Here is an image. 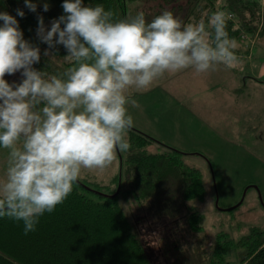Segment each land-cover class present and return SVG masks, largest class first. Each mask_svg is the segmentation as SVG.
Wrapping results in <instances>:
<instances>
[{
  "label": "clouds",
  "instance_id": "9594fccd",
  "mask_svg": "<svg viewBox=\"0 0 264 264\" xmlns=\"http://www.w3.org/2000/svg\"><path fill=\"white\" fill-rule=\"evenodd\" d=\"M24 4L37 9L33 0ZM62 8L50 28L38 16L45 55L63 45L71 65L51 76L33 67L39 47L24 39L14 16L0 11V147L8 150L0 218L22 221L25 235L65 202L82 169L104 170L118 152L129 151L134 120L127 105L139 107L130 90H148L166 73L240 64L227 31L231 16L222 10L185 23L167 9L148 21L143 11L116 19L83 0H63ZM17 72L23 79L13 86L5 76Z\"/></svg>",
  "mask_w": 264,
  "mask_h": 264
},
{
  "label": "trees",
  "instance_id": "16d2710c",
  "mask_svg": "<svg viewBox=\"0 0 264 264\" xmlns=\"http://www.w3.org/2000/svg\"><path fill=\"white\" fill-rule=\"evenodd\" d=\"M138 1L83 3L101 4L113 11L116 19L143 11L148 21L166 8L182 14L180 19L185 23L202 18L207 21L217 10L229 11L236 17L227 25L231 39L238 40L241 33L249 43L264 38V6L260 0H144L152 3V10L140 3L133 5ZM33 2L37 5L35 12L25 7L24 0H0V11L14 16L24 39L39 47L40 61L33 67L47 76L61 74L71 66L64 57L66 49L56 45L45 55L48 46L40 41L36 30L38 16L50 28L53 19L64 15L63 0ZM45 3L48 11L43 10ZM17 9L23 10V17L17 15ZM255 46L248 45L244 50L239 47L235 52L240 57L242 50L250 57ZM5 79L15 85L23 77L17 72ZM247 79L264 84V78L246 75L242 76V87ZM127 139L131 147L120 153L121 173L115 190L102 193L78 179L65 202L53 213L41 216L36 230L27 235L22 221L0 218V264H154L147 235L166 264H264V230L259 227H252L238 240L220 232L210 247L198 236L203 229L202 215L192 204L203 201L206 190L200 171L184 164L182 152L133 127ZM152 143L164 146L165 151L149 152ZM120 195L133 197V219L120 204ZM232 250L238 258L234 263L226 259Z\"/></svg>",
  "mask_w": 264,
  "mask_h": 264
},
{
  "label": "rangeland",
  "instance_id": "374dc122",
  "mask_svg": "<svg viewBox=\"0 0 264 264\" xmlns=\"http://www.w3.org/2000/svg\"><path fill=\"white\" fill-rule=\"evenodd\" d=\"M139 3L152 10V3L144 0L133 5ZM234 41L237 48L256 45L252 57L240 50L238 67L221 64L207 73L198 74L193 68L166 73L148 90H130L139 107L127 105L133 128L182 152L184 164L200 171L206 195L192 206L202 215L198 236L209 247L220 232L238 240L252 227L264 230V84L247 79L242 87V76L264 78V38ZM165 149L158 143L147 148L149 152ZM7 160L8 150L0 147V179ZM120 173L118 152L104 170L82 169L79 180L107 193L117 188ZM119 201L133 219V197L120 195ZM146 239L154 264H166L148 235ZM234 251L226 256L233 263L238 259Z\"/></svg>",
  "mask_w": 264,
  "mask_h": 264
},
{
  "label": "built area",
  "instance_id": "2783aa9c",
  "mask_svg": "<svg viewBox=\"0 0 264 264\" xmlns=\"http://www.w3.org/2000/svg\"><path fill=\"white\" fill-rule=\"evenodd\" d=\"M263 2H264V0H260L261 7L264 6V3ZM225 12L228 13L231 16V19L230 20H235V15L233 13H230L229 11H225ZM239 39L240 40H243V39H248L249 40V38H247V36L245 34H243V33H241L239 35ZM247 43H248V41H247ZM247 47H248V45H247Z\"/></svg>",
  "mask_w": 264,
  "mask_h": 264
},
{
  "label": "crops",
  "instance_id": "0c3cea01",
  "mask_svg": "<svg viewBox=\"0 0 264 264\" xmlns=\"http://www.w3.org/2000/svg\"><path fill=\"white\" fill-rule=\"evenodd\" d=\"M258 70H259V68H258Z\"/></svg>",
  "mask_w": 264,
  "mask_h": 264
},
{
  "label": "water",
  "instance_id": "95a60500",
  "mask_svg": "<svg viewBox=\"0 0 264 264\" xmlns=\"http://www.w3.org/2000/svg\"><path fill=\"white\" fill-rule=\"evenodd\" d=\"M231 209V208H230Z\"/></svg>",
  "mask_w": 264,
  "mask_h": 264
}]
</instances>
